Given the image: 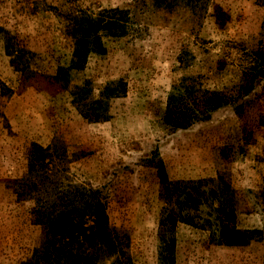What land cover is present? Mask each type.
Wrapping results in <instances>:
<instances>
[{"label":"rangeland","instance_id":"1","mask_svg":"<svg viewBox=\"0 0 264 264\" xmlns=\"http://www.w3.org/2000/svg\"><path fill=\"white\" fill-rule=\"evenodd\" d=\"M263 24L264 0H0V264L44 262L31 210L78 188L104 206L73 203L74 264H264Z\"/></svg>","mask_w":264,"mask_h":264},{"label":"trees","instance_id":"2","mask_svg":"<svg viewBox=\"0 0 264 264\" xmlns=\"http://www.w3.org/2000/svg\"><path fill=\"white\" fill-rule=\"evenodd\" d=\"M117 15H126V11L118 9L104 10L97 13V18H95L93 25L94 32L97 34L100 31L114 30L117 27H113L116 24L115 17ZM215 24L220 27L221 24L218 20V15L215 14ZM264 31V24H263ZM96 39V38H95ZM264 67H261L258 70V73L254 75V70L249 69L248 72L255 78H262L264 76ZM65 68H57L55 76L51 77V80L58 83V91L62 89L65 91V83L68 82L67 77L62 80V73L66 72ZM211 108H217L219 105H211ZM75 199L73 203L84 202V209H89L90 206H94L95 210L102 215L104 203L102 201L103 197H97L95 203L90 205L85 198L91 196L99 195L98 190H85L81 189L75 190ZM79 196V197H77ZM92 196V197H93ZM68 198V197H66ZM69 199H59L56 202H50L36 206L31 210V215L36 218L38 224L44 228V262L39 264H74L75 255L72 253L71 244L67 242L69 232L73 228V224L81 219V214L78 208L73 205ZM24 264H33V263H24Z\"/></svg>","mask_w":264,"mask_h":264}]
</instances>
